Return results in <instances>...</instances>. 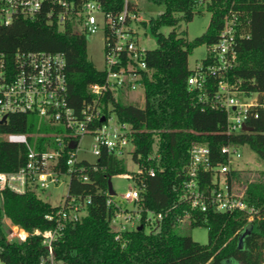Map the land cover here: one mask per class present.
<instances>
[{"label":"trees","instance_id":"1","mask_svg":"<svg viewBox=\"0 0 264 264\" xmlns=\"http://www.w3.org/2000/svg\"><path fill=\"white\" fill-rule=\"evenodd\" d=\"M107 11H121L125 0H100ZM163 3L165 9L157 17L143 21L157 38L158 46L147 49V69L142 71L141 83L145 103L124 101L109 89L99 98L106 116L115 114L117 120L130 126L133 159L144 172L135 174V184L141 189L140 223L120 234L111 226L115 206L108 205V179L129 173L116 153L102 148L96 161L83 160L82 174L74 173L69 196L85 201V214L68 224L53 242L56 259L64 264H223L227 259L243 264H264V171L255 178H242L240 169L232 167L225 173L229 184H245L243 199L258 213L252 221V233L245 238L243 248L238 247L239 236L248 223L243 210L205 211L192 209L182 202L181 193L190 151L194 143L207 144L211 150V163H225L221 147L227 144L248 145L264 159V108L258 107L246 121L249 130L228 132V111L217 104L219 81L229 83L234 94L244 97L258 95L264 102V0H152ZM204 8L211 12L206 32L190 40L186 30L177 31L182 22L193 20L196 12ZM49 7V1L45 3ZM46 8L35 18L18 17L7 27L0 28V51L9 59L17 50L60 51L66 57L68 99L80 111L85 103L97 98L88 90L91 82L103 81L105 69L96 67L87 51V35L79 31L72 20L59 24L51 21ZM238 12L241 31L237 38V60L233 67L208 74L217 57L209 52L198 66L206 74L203 89L191 86L188 77L196 72L191 68L189 56L193 49L218 41L224 17L229 11ZM167 26L168 33L161 31ZM97 123H100L97 118ZM42 130H52L44 126ZM36 125L29 115H13L0 132H33ZM41 141H51L42 137ZM23 144L0 139V171L16 170L26 160ZM95 166L96 168H94ZM153 167L155 175L148 169ZM213 170H201L203 186L212 185ZM240 190V189H239ZM61 205H52L40 198L36 191L19 194L9 189L0 190V256L5 264H40L48 253L41 235H29L25 241L8 240L4 218L28 231L46 230L54 223L45 216ZM163 212V219L147 231L148 212ZM190 213V224L208 227V242L200 243L189 234L179 231L180 218Z\"/></svg>","mask_w":264,"mask_h":264},{"label":"built area","instance_id":"2","mask_svg":"<svg viewBox=\"0 0 264 264\" xmlns=\"http://www.w3.org/2000/svg\"><path fill=\"white\" fill-rule=\"evenodd\" d=\"M47 0H0V28L10 26L20 16L35 18L44 12ZM46 8L48 18L53 22L64 24L68 20L76 23L79 31L87 34L96 33L100 27L105 32L106 78L103 81L91 82L88 85L90 93L97 98L85 103L77 111L68 99L66 57L60 51L17 50L14 57L9 59L4 51H0V126L9 123L13 115H29L36 130L33 132H0V139L10 143L23 144L26 149V160L16 170L0 171V190H11L23 194L27 191L47 189L58 185L63 177H69V187L74 173L84 174L86 166L78 158L80 141L86 134L94 137L93 153L98 157L102 148L118 155L123 148L131 143L130 126L119 122L113 126L111 115L106 116L99 105V98L109 89L116 93L143 88L141 83L142 71L147 69L145 54L147 49L139 43V25L142 22L134 0H125L121 11H107L100 0H48ZM101 15V18L98 17ZM241 20L238 12L229 11L224 17L218 41L209 47L217 57V62L208 68V74L216 75L234 66L237 60V38L243 37L240 28ZM191 86L203 89L206 84V74L197 66L196 72L188 77ZM220 106L228 111V132H239L246 125L250 115L258 116V107L264 108L258 95H252L247 100L235 96L231 86L226 81H219ZM105 117L104 120L102 118ZM99 118L100 123H97ZM117 119V118H116ZM38 120V121H37ZM51 126L52 130H42ZM42 137H50L51 141H41ZM76 143L74 148L70 147ZM133 145V144H132ZM240 146L227 144L221 147L226 156L225 163L212 165L211 150L207 144L194 143L190 151V162L183 182L181 200L192 209L205 211L212 207L215 211L243 210L248 214V223L252 222L258 210L249 205L244 199L243 189L225 179L222 183L220 175L232 168L234 157L240 158ZM132 152V151H131ZM88 161V160H87ZM96 168L95 166H93ZM201 170H213L212 185L203 186ZM144 172L139 167L138 174ZM153 167L148 169L151 176L155 175ZM129 175L135 181V174ZM113 196V195H112ZM124 199L135 202L131 209L108 199V205H114L115 211L111 217V226L117 231V238L139 223L141 219V189L135 184L134 188L124 193ZM85 201L75 196H66L65 202L58 209L46 214V218L54 223L52 228L28 231L5 217L7 239L25 241L29 235H41L48 253L40 259V264H54L55 252L53 242L68 224L79 221L85 214ZM146 221L155 226L163 217V212L150 211ZM189 219L190 213L185 211ZM0 264H5L0 256Z\"/></svg>","mask_w":264,"mask_h":264},{"label":"rangeland","instance_id":"3","mask_svg":"<svg viewBox=\"0 0 264 264\" xmlns=\"http://www.w3.org/2000/svg\"><path fill=\"white\" fill-rule=\"evenodd\" d=\"M138 6V12L141 19L139 25V43L145 49H154L158 46V41L154 33L151 31L149 26L143 25V21H148L150 17H157L160 12H163L165 5L163 3H156L152 0H134ZM201 12H196L193 20L189 22H182L178 27L177 31L186 30L187 37L190 40L202 35L207 31L210 19L211 12L204 8ZM101 18V15H98ZM79 29V28H78ZM172 28L164 26L161 28V31L168 33ZM80 30V29H79ZM87 51L89 57L93 60L96 67L99 69H104L106 65V52H105V32L102 27L92 34H87ZM209 53V46L206 44L199 45L195 47L192 53L189 56V65L191 68L199 66L203 59ZM119 97L124 101L139 103L144 105L145 103V92L144 89L139 87L134 90H127L126 92H119ZM238 98L242 100L249 99L244 97L240 93H236ZM38 121V120H37ZM111 125L117 126V119L114 113L111 114ZM93 142L94 137L92 134H86L82 137L80 141V149L78 150V158L87 159L90 162H94L97 159L96 154L93 153ZM242 156L240 158L233 159L232 167L240 169L242 173V178L245 180L248 177L250 179L255 178L261 171H264V159L260 157L250 146L241 145L239 147ZM134 150V146L129 143L123 148V153L119 154V157L123 160L125 169L130 173L134 174L139 171L138 163L133 159L131 151ZM115 194L113 198L115 201L122 203L124 207L129 209L135 206V202L126 201L124 199V193L131 188L135 187L134 180L129 177V175H114L111 178ZM220 180L223 183L225 180V174L220 175ZM69 177H63V181L58 184L51 186L47 189H39L36 191L37 195L45 201H48L52 205H63L68 194L69 188ZM245 186L242 183L240 186L236 184L238 189H243ZM151 213H148V216H151ZM135 223H140V220L135 221ZM147 231L151 230V225L147 222L145 226ZM179 231L185 234H189L193 237L194 240L204 244L208 242V227L206 225H195L192 226L189 222V219L185 217L179 223ZM54 264H64L60 259H55ZM206 264H212L210 260Z\"/></svg>","mask_w":264,"mask_h":264},{"label":"water","instance_id":"4","mask_svg":"<svg viewBox=\"0 0 264 264\" xmlns=\"http://www.w3.org/2000/svg\"><path fill=\"white\" fill-rule=\"evenodd\" d=\"M104 119H105V117L102 118V120H104ZM243 129H244V130H249L250 127L244 125V126H243ZM75 146H76V143H75V142H72V143L70 144V147H72V148H74ZM108 188H109V193H110L111 195H114V194H115V190H114V188H113V184H112L111 177H109V179H108ZM253 227H254L253 222H249V223H247V224L245 225L243 231L241 232V234H240V236H239L238 247H239L240 249L243 248V246H244L245 238H246L247 236H249V235L252 233V231H253ZM223 264H243V263L240 262V261L233 260V259H227V260H225V261L223 262Z\"/></svg>","mask_w":264,"mask_h":264}]
</instances>
